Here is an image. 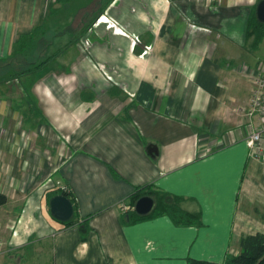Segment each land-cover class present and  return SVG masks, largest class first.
Wrapping results in <instances>:
<instances>
[{
  "label": "crops",
  "instance_id": "crops-1",
  "mask_svg": "<svg viewBox=\"0 0 264 264\" xmlns=\"http://www.w3.org/2000/svg\"><path fill=\"white\" fill-rule=\"evenodd\" d=\"M258 1L0 0V60L27 65L0 85V258L223 262L264 233V161L246 142L257 119L232 52ZM143 185L202 225L125 223ZM62 189L77 206L70 226L50 211Z\"/></svg>",
  "mask_w": 264,
  "mask_h": 264
},
{
  "label": "trees",
  "instance_id": "trees-1",
  "mask_svg": "<svg viewBox=\"0 0 264 264\" xmlns=\"http://www.w3.org/2000/svg\"><path fill=\"white\" fill-rule=\"evenodd\" d=\"M247 28V34H249V36L255 35V43L260 42L264 37V23L257 19L255 12L250 18ZM15 77L18 78L19 76L14 75L8 79V81L6 79L7 83H12L11 81L14 80ZM1 81L4 80H0V85L7 84ZM62 193L72 200L75 207V215L73 219L64 223L69 226L78 223L75 198L71 195L68 189H62ZM144 195L153 196L157 202V206L150 214L139 215L134 211L133 206L136 201ZM7 200V196L0 192V206L6 204ZM180 201L179 197H174L165 192L158 191L151 185L139 186L130 196L131 210L125 214L124 222L131 224L144 219L168 215L173 222L179 226L202 225L200 215L182 209L179 206ZM79 224L83 230H89V217L79 222ZM239 249L237 255H227L223 262L188 258L187 264H264V233L258 232L242 236L239 243Z\"/></svg>",
  "mask_w": 264,
  "mask_h": 264
},
{
  "label": "rangeland",
  "instance_id": "rangeland-1",
  "mask_svg": "<svg viewBox=\"0 0 264 264\" xmlns=\"http://www.w3.org/2000/svg\"><path fill=\"white\" fill-rule=\"evenodd\" d=\"M232 48H234L233 52V68L236 79H242L241 82L247 83L250 86V95L252 92V83L250 81V78L245 75V70H257L260 67H264V37L260 42L255 43V35H252L248 37L247 39L245 37H241L238 39H235L234 44H232ZM21 61L23 64H18V62ZM12 60H0V80H4L1 82L7 83L8 79H10L14 75H18L19 77L22 75L19 73L16 69L24 68L27 65L24 64L25 60L22 61L19 59ZM22 65V66H21ZM21 66V67H19ZM31 68H27L26 71H30ZM7 79V81H6ZM14 79V78H13ZM12 83H18V78L15 77L14 80L11 81ZM7 84H10L7 83ZM247 92V91H244ZM5 93V90H4ZM240 249H237L235 246L232 247L231 252H229V255H237L239 253ZM34 259L32 257H22V260L17 262L14 258L9 259L6 258H0V263L4 264H28L33 263ZM49 263V261H47Z\"/></svg>",
  "mask_w": 264,
  "mask_h": 264
},
{
  "label": "built area",
  "instance_id": "built-area-1",
  "mask_svg": "<svg viewBox=\"0 0 264 264\" xmlns=\"http://www.w3.org/2000/svg\"><path fill=\"white\" fill-rule=\"evenodd\" d=\"M114 25V24H110ZM123 30L122 28H119ZM133 43H136L139 38L133 37ZM245 75L250 78L252 83V92L249 102L244 110L250 119L252 125V118L257 119V129H253L251 134L247 137L246 142L250 149V154L257 160L264 161V67L257 70H245ZM4 241L0 237V253Z\"/></svg>",
  "mask_w": 264,
  "mask_h": 264
},
{
  "label": "water",
  "instance_id": "water-1",
  "mask_svg": "<svg viewBox=\"0 0 264 264\" xmlns=\"http://www.w3.org/2000/svg\"><path fill=\"white\" fill-rule=\"evenodd\" d=\"M255 14L257 19L264 23V0H259ZM147 151L150 156L155 157L158 154L157 145L150 143L147 146ZM157 206V202L153 196L144 195L140 197L133 206V209L139 215L150 214ZM50 211L52 216L61 221L68 222L75 215V207L72 200L63 193L56 194L50 199Z\"/></svg>",
  "mask_w": 264,
  "mask_h": 264
}]
</instances>
